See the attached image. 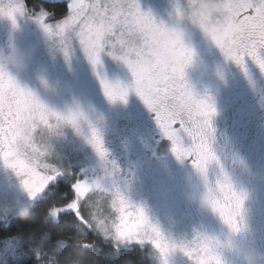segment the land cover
<instances>
[{
	"label": "rangeland",
	"instance_id": "1",
	"mask_svg": "<svg viewBox=\"0 0 264 264\" xmlns=\"http://www.w3.org/2000/svg\"><path fill=\"white\" fill-rule=\"evenodd\" d=\"M25 3L26 8L14 14L15 25L7 15H0V58L14 51L23 55L26 67L15 73L16 79H11L31 92L48 109V114L44 117L36 111L24 114L20 126L11 132L7 151L10 147L13 154L8 159L23 160L41 176L52 179L60 170L77 168L80 161L85 163L92 158L88 146L93 145V133L97 136L95 122L99 111L109 106L117 112L113 116L116 117L118 113L128 115L149 108L133 90L134 77L128 65L110 55L112 52L123 55L142 40L136 33L114 28L105 33L99 63L93 64L81 42V32L87 31L85 23L82 20L68 23L73 12L70 5L98 4L111 10L113 0H70L65 3L66 14L61 18H55L54 11L34 0H0V10L6 13ZM132 3L138 4L142 13H150L156 24L173 30L175 0H124V7L116 9V14H126ZM222 19L208 32L185 20L181 35L183 46L190 53L184 80L197 99H207L214 109L210 137L215 138L218 128H228V133L223 130L219 141L207 142L214 159L202 167L196 166L192 173L178 163L171 172L159 168L153 177L130 192L129 198L124 199L140 204L148 221L138 235L116 233L117 220L109 208L119 207L121 197L113 195L112 205L102 195L87 196L80 201L90 224L107 242L116 248L139 246L148 251L152 264H224L225 258L235 259L230 245L237 237L229 229V222L243 229L245 239L264 251V101H256L264 71L246 58L243 64L229 60L211 38L213 30L223 27ZM100 26L99 22H88L93 29ZM103 81L128 88L126 98L110 101ZM208 87L217 93L206 95ZM227 109L231 111L228 125L222 119ZM51 113H57L59 118ZM70 117H74V122ZM91 147L96 152L94 164L101 154L95 145ZM198 168L214 190L211 200L203 205L200 197L205 188ZM12 175L17 181L21 176L30 179L27 171L0 161V179L10 180ZM19 181L0 180V220L11 218L38 199L48 182L45 180L38 191L30 194ZM105 189L108 193L112 191ZM80 192L83 199L86 191ZM217 203L227 213V222L216 210ZM109 216L113 220L110 224ZM151 226L159 230L170 248L174 246L166 257L151 242L156 239ZM111 229L116 230L115 234ZM25 243L21 236L1 240L0 264L23 261L29 252Z\"/></svg>",
	"mask_w": 264,
	"mask_h": 264
},
{
	"label": "snow or ice",
	"instance_id": "2",
	"mask_svg": "<svg viewBox=\"0 0 264 264\" xmlns=\"http://www.w3.org/2000/svg\"><path fill=\"white\" fill-rule=\"evenodd\" d=\"M73 9L69 24L74 21H83L87 31L81 32V42L85 45V51L93 64L99 63V53L102 50V41L106 32L119 28L122 32H133L140 36L142 43L129 49L123 55L110 53L117 59H122L128 65L134 77L133 90L144 100L150 110L157 114L158 123L164 134L173 142L172 151L177 158L195 152L198 159L195 166L202 167L208 160L214 159L209 150V145L204 137L210 134L211 118L214 109L207 99H197L191 88L184 80V68L189 61L190 53L183 46L181 35L175 30H169L162 24L158 25L150 13H142L136 3L129 5L125 13L116 14V9L101 8L98 4L85 5L77 3L70 5ZM26 8V3L10 8L6 13L0 10V15H7L15 25L14 14ZM99 22L98 28L88 27V22ZM211 38L223 50L227 57L234 59L238 64L244 63V57L248 56L264 71V0H239L236 7L229 9V15L224 20V25L219 30H213ZM105 95L112 102L124 100L128 88L119 84L110 85L102 82ZM11 90V93L9 92ZM39 112L41 117L48 114L39 100L26 89L21 88L11 78L0 79V124L7 121V130L0 127L4 139L0 145L9 146L10 138L8 131H14L20 126L26 112ZM21 120L8 119L13 116ZM58 116L57 113H51ZM59 118V116H58ZM73 120L74 117H70ZM181 122L186 132L194 140L199 137V143L193 148L184 149L180 136L172 129L173 122ZM94 145L98 152L103 155L102 143L93 133ZM11 148L3 152L5 163L9 167H19L21 171H27L30 179L23 181L24 187L32 194L38 191L45 180L50 183L48 177L41 176L34 167H29L23 160L9 161L12 155ZM19 174V173H18ZM73 199L76 197V187L73 186ZM120 209L117 224V233L121 236L138 235L147 225L148 221L143 209L135 214L126 212L128 203L124 198L120 199ZM216 210L226 217L227 213L217 203ZM72 210L71 204L65 205L64 209H51L53 215L61 211ZM83 222V221H82ZM156 239L151 242L157 247L163 256H167L174 246L163 241L159 230L151 226ZM190 255V253H188Z\"/></svg>",
	"mask_w": 264,
	"mask_h": 264
},
{
	"label": "flooded vegetation",
	"instance_id": "3",
	"mask_svg": "<svg viewBox=\"0 0 264 264\" xmlns=\"http://www.w3.org/2000/svg\"><path fill=\"white\" fill-rule=\"evenodd\" d=\"M47 8L49 11L56 12V9H53V6H47ZM225 18L226 17H223L221 20L223 25ZM215 30L218 29L216 28ZM6 42L7 41L4 40V43ZM3 55L4 56L0 58V62H6V55ZM244 58L255 63V61H253L252 58L248 56H245ZM229 60L232 59L229 58ZM231 65L233 64H230V66ZM215 66L221 69L219 64ZM4 78H9V76L5 74L2 79ZM258 91L259 92L256 95V101H261V99L264 101V82L259 87ZM216 93L214 88L208 87L206 89V95H212ZM140 111L128 115L118 113L116 117L113 116L117 112L110 110L109 106L105 107L103 111H99L100 114L98 115L97 121L95 122V132L102 143L103 155H101L100 160L97 163L92 164V158L96 153L94 152V148L91 147L94 146V142H92L93 145L88 146L91 148L89 151L90 155H92V158L90 157L85 163H81L80 161V165L77 168L70 167L60 170L56 176L50 179L51 182H47L44 186V191H54L52 195L54 198L56 196L55 199L60 197L59 195H63V192L60 191L63 188L62 186L64 182H68V187L72 190V194L73 186L76 187L75 199H73L72 196L71 200L65 204H71L73 211H61L58 215H55L58 220L65 217H74L78 221H83V224L88 226L99 236L103 237L95 229V225H91L92 223L87 218L88 215L85 214V208L83 207L82 202L87 196L89 198H95L97 195H102L105 200L109 199V203L112 205L113 195H116L117 199L120 197L129 198L130 192L134 191L139 184H142L149 177H153L155 175L154 173H156L159 168H163L165 169L164 171L171 172L170 170H174L178 163L179 165L184 166L182 168L186 169L188 173L196 171L195 165L197 163L198 157L195 152L182 156L181 158L177 159V161V156L173 151L168 157L154 158L152 156L153 147L156 145L157 141L161 138L169 137H167L161 129L160 124L158 123L156 112L150 110L149 108L145 109L144 111ZM109 112L111 113L110 115L108 114ZM230 112L231 111L227 109L224 113V116H222V119L225 120L227 125L230 122ZM17 117L18 116L13 114V116L9 117L8 119L17 120ZM0 127L7 130V121H4L2 124H0ZM183 127L184 125L178 121L173 122L172 124V129L180 136L182 147L187 150L193 148L195 144L199 143V137L194 140L183 131ZM223 130L228 133V128L225 126L220 127L215 131V138L210 137L213 136L212 133H210L205 135V141L210 142L211 144L215 141H219ZM11 132L13 131H8V137L10 138V141L12 140ZM4 138L5 137L3 133L0 132V140H3ZM5 151H7V146L0 145V161L4 160L3 152ZM90 162L91 164H89ZM23 177L24 176H21L20 181L18 180L20 185H24L23 181L29 179L28 177ZM16 178L12 175L10 180H0H3L4 183L7 181L9 183H18ZM105 187L111 188L112 191H110V193L106 192ZM80 191H86V195H83V199H81V195L79 194L81 193ZM54 193L56 195H54ZM80 201L82 202L80 203ZM65 205H58L55 208L64 209ZM128 205L129 206L126 209V212L132 213L133 218H135V214L138 210L143 209L140 204L128 203ZM120 207L121 205H119V207H115L116 209L113 206L109 208L111 215H114L117 221L120 214ZM108 222L109 224L113 222L110 216L108 217ZM110 232H114L115 234L116 230L113 231L111 229ZM110 232L107 233L109 234Z\"/></svg>",
	"mask_w": 264,
	"mask_h": 264
},
{
	"label": "trees",
	"instance_id": "4",
	"mask_svg": "<svg viewBox=\"0 0 264 264\" xmlns=\"http://www.w3.org/2000/svg\"><path fill=\"white\" fill-rule=\"evenodd\" d=\"M34 1L53 6L55 18L66 14L65 3ZM68 185L63 183V195L57 199L52 195L54 191L46 190L16 215L0 220V241L14 236L26 240L24 246L29 252L18 264H152L148 251L139 246L116 248L74 217L58 220L51 209L71 200L73 194Z\"/></svg>",
	"mask_w": 264,
	"mask_h": 264
},
{
	"label": "clouds",
	"instance_id": "5",
	"mask_svg": "<svg viewBox=\"0 0 264 264\" xmlns=\"http://www.w3.org/2000/svg\"><path fill=\"white\" fill-rule=\"evenodd\" d=\"M237 3V0H175L176 24L173 30L183 35V21L187 20L188 23L208 32L221 18L229 15V9L236 7ZM111 7L122 9L124 0H113ZM25 67L23 55L14 51L6 57V62H0V79L5 74L16 79L15 73L23 71ZM209 150L211 151L210 145ZM197 174L205 188L200 197V202L203 205L206 201L211 200L214 190L205 179L202 169L198 168ZM229 229L237 237L230 245L235 259L225 258L224 264H264V251L258 250L245 239L242 234L243 229L233 226L231 222H229Z\"/></svg>",
	"mask_w": 264,
	"mask_h": 264
},
{
	"label": "water",
	"instance_id": "6",
	"mask_svg": "<svg viewBox=\"0 0 264 264\" xmlns=\"http://www.w3.org/2000/svg\"><path fill=\"white\" fill-rule=\"evenodd\" d=\"M44 4H60L67 3L70 0H39ZM173 148V142L169 138H161L157 141L156 145L153 147L152 156L154 158L168 157L170 156Z\"/></svg>",
	"mask_w": 264,
	"mask_h": 264
}]
</instances>
